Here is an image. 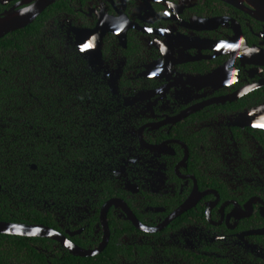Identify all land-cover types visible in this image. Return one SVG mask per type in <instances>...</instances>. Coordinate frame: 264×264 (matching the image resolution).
<instances>
[{"label":"flooded vegetation","instance_id":"af4514ba","mask_svg":"<svg viewBox=\"0 0 264 264\" xmlns=\"http://www.w3.org/2000/svg\"><path fill=\"white\" fill-rule=\"evenodd\" d=\"M5 35L0 91L41 120L0 122V223L65 239L0 230V264H264V0H55Z\"/></svg>","mask_w":264,"mask_h":264},{"label":"trees","instance_id":"16d2710c","mask_svg":"<svg viewBox=\"0 0 264 264\" xmlns=\"http://www.w3.org/2000/svg\"><path fill=\"white\" fill-rule=\"evenodd\" d=\"M33 27V26H32ZM5 38L7 37L6 35L4 36ZM3 40H0V44L2 42H4V38ZM7 49V44L4 45V47L2 48V57H4V55L6 54V56L8 57V53L5 51ZM6 57V58H7ZM5 59V58H2ZM16 65H19L18 63H15ZM17 70V69H16ZM19 71L22 70V65H19L18 68ZM36 70H38V67H36ZM30 71L33 72V68H30ZM33 75V74H32ZM35 79L34 75L31 77V82H30V86L34 89H37L38 92L37 93H33L31 95V104H36L39 101V80H35L34 82H32V80ZM24 77H20L19 81H23ZM15 82L13 85L10 84V86L16 87V91L13 92V94L11 93H6V92H1L0 91V122L1 121H6L9 117L14 118V120L16 121H20L19 124L15 122V128L12 129L11 126L7 129V136L11 135L12 132H14V134H23L24 128V119H30V124L32 125V128L30 129V133L32 135H36L40 133V123L39 121L41 120V116H40V110L38 107H34L31 108V111L28 112V103L26 102L27 99V94L24 95V93L21 92L20 89H18L19 87H22L20 84ZM1 82L4 83V85L6 86V79L5 81L1 80ZM27 85V84H26ZM29 85V84H28ZM9 105H12V107H9L7 109V107ZM39 147H40V142L37 139H33V137L31 136L30 139V146H29V150H30V154L28 157V161L30 162L31 165H33L34 163L39 164ZM12 149L13 151L15 150H19V151H23L24 147H23V142H18L16 141V139H14V141H11L10 138L4 140L1 139L0 140V176L6 175L8 174V172L6 170L3 169V166H8L9 163L12 162V158L9 157L5 151ZM15 156L14 159V165L18 164L19 162V166L21 167V162L20 160H22V162H26L23 158V153L20 154V156L18 155L17 152H15L13 154ZM8 177V176H7ZM6 177V178H7ZM35 179L37 178V175L34 177ZM37 181V180H36ZM34 214L35 217V222L38 221H43V218H41V213L36 212L34 210H31L30 212V220L31 221L32 217ZM17 238H21L23 239V236H15ZM32 239V238H31ZM33 240V239H32ZM23 242L15 243V245H20V247L23 246ZM33 253L36 254L37 257H41V264H46L44 257H42V254L37 253L34 249H33ZM32 256V254H30ZM33 259V258H32ZM54 262V264H89V258L87 257H78V256H74L72 254L66 253L65 256H63L62 258L58 259V260H52Z\"/></svg>","mask_w":264,"mask_h":264},{"label":"water","instance_id":"95a60500","mask_svg":"<svg viewBox=\"0 0 264 264\" xmlns=\"http://www.w3.org/2000/svg\"><path fill=\"white\" fill-rule=\"evenodd\" d=\"M54 1L55 0H23L15 4L12 8L6 10L2 15H0V38L8 32L22 28L31 23L44 8ZM248 1L250 2V0ZM0 226L3 227V229L0 230L19 235L38 234L43 235L44 237L59 239L62 242L63 239H65L54 229L42 225L0 223ZM68 244L70 252L75 255L84 256L90 254L87 250L72 245L70 242H68Z\"/></svg>","mask_w":264,"mask_h":264}]
</instances>
